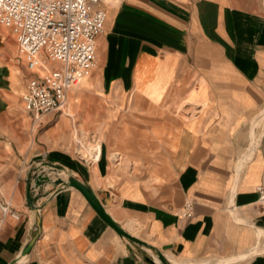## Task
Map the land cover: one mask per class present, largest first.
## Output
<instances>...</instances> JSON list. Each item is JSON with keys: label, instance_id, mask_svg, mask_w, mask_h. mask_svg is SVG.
I'll use <instances>...</instances> for the list:
<instances>
[{"label": "crops", "instance_id": "1", "mask_svg": "<svg viewBox=\"0 0 264 264\" xmlns=\"http://www.w3.org/2000/svg\"><path fill=\"white\" fill-rule=\"evenodd\" d=\"M96 7L106 14L96 75L68 93L60 119L54 113L38 124L27 114L46 127L30 142L15 117L28 74L16 43L13 55L0 34V199L19 214L0 222V264H152L149 252L172 264H264L256 190L264 178V0H99ZM92 87L107 107V142L98 162L85 164L64 145L90 127L76 123ZM193 91L196 103L185 108L195 111L183 119L179 108ZM126 107H136V124L110 134ZM109 147L147 164L146 177L112 181L121 168L110 173L109 161L121 153L109 156ZM44 170L85 184L146 246L121 238L78 190L36 189ZM186 201L189 219L179 217Z\"/></svg>", "mask_w": 264, "mask_h": 264}, {"label": "built area", "instance_id": "2", "mask_svg": "<svg viewBox=\"0 0 264 264\" xmlns=\"http://www.w3.org/2000/svg\"><path fill=\"white\" fill-rule=\"evenodd\" d=\"M98 3L0 0V26L11 32L18 59L28 74L21 102L33 123H41L50 114H63L68 93L96 68V42L106 19L104 10L96 7ZM80 160L94 162L89 155ZM39 175L50 177L46 170ZM256 190L264 210V178ZM192 214L193 203L186 201L179 217L189 219ZM6 219L19 220V214L0 199V222Z\"/></svg>", "mask_w": 264, "mask_h": 264}, {"label": "rangeland", "instance_id": "3", "mask_svg": "<svg viewBox=\"0 0 264 264\" xmlns=\"http://www.w3.org/2000/svg\"><path fill=\"white\" fill-rule=\"evenodd\" d=\"M0 34L5 36L7 38V40L10 42V44H12V46H10L9 49L13 52V55H15L16 47H15L14 38H13L11 32L8 29H5V28L0 26ZM95 69L92 71V73L89 76L86 77L87 79H89V82L91 81L92 76L95 77V75H96ZM82 82H83V80H82ZM82 82L79 84V86L82 84ZM23 92H24V87L21 86L18 89L19 98L23 94ZM89 92L91 93V99H89L88 106L86 107V111L84 112L83 108L77 109L80 112L78 113V116H77L78 119H77L76 125L78 126L82 119H85L88 122V124H90V127L88 126V128L86 129L87 137L85 139L84 138L81 139V141L84 145V148H87V146H89V145L95 146L96 144H101V146H103L104 143L107 142L105 135H104V133H105L104 131H106L107 128L103 129V131H102V125L104 124V121H105L107 107L99 105V101H102V100L100 98H98L97 96H95L96 93L93 90V87L90 88ZM195 94H196V91H193L192 94L190 95V97L184 101V105H182V107L179 108L180 109V112L178 113L179 117L186 119L188 117V115L189 116H191V114L193 115L195 108H190L188 111H186L185 106H186V104L196 103V102H194ZM263 111H264V109L262 110V113H263ZM118 115H119V118H118ZM128 115H130L132 117V119L134 118L133 122L124 121V120H127V119H124V117L128 116ZM61 116H62L61 114H56L54 120L56 121V120L60 119ZM15 117H16L18 123L22 126V128L28 130L29 135L31 134V136H29V139H28L29 142L32 141L34 136L35 137L40 136L43 133L44 129L46 128V127H41V126H36V125L33 126L31 119L23 111V107H22L21 103H20V106L18 107V110L16 111ZM45 119L46 118H44V120ZM134 124H136V107L121 108V110L119 111V114H117L116 118H114V122H113L112 126L108 129V131L111 134L112 132H117L119 130L121 131L122 129H125V128L130 129V128H132L131 126H133ZM92 125H94V127H92ZM73 128H74V125L73 126L69 125L68 126V132L71 133ZM255 132L257 135L259 133V129H257ZM77 146H79V145L76 142H74L73 138L71 139V137L69 138L68 142L64 145V147L67 148L73 154V156L76 157V159L78 161H80V157L84 158L87 155V153H86V150L82 149V153L79 155V153H77V150H76ZM115 152L121 153V156H120L121 159H119L117 162L115 161L113 163H112V161H109L110 173H112V169L114 167H117L118 169L121 168V169H120V172L118 173L119 174L118 178L111 179L112 181L117 182L118 179L122 178V177H133V176H135V177H140L141 179H143V177H146V175L148 174L147 164L142 165L138 160H136L135 158H133L131 156L126 155L124 152L120 151L119 149L109 147V156H110V154L115 153ZM245 154H247V153H245ZM245 154H243V155H245ZM90 164H92V163H90ZM118 165H120V166L118 167ZM44 176H46V175H44ZM62 177H64V176H62ZM50 178L53 179L54 176L50 175ZM149 254L151 256V260H153L152 255H155L157 257V255L155 253L149 252Z\"/></svg>", "mask_w": 264, "mask_h": 264}, {"label": "water", "instance_id": "4", "mask_svg": "<svg viewBox=\"0 0 264 264\" xmlns=\"http://www.w3.org/2000/svg\"><path fill=\"white\" fill-rule=\"evenodd\" d=\"M49 183H54L55 185H60L63 187H71L74 188L76 190H78L84 197L85 199L88 201V203L92 206V208L96 211V213L101 217V219L108 224V226H110L121 238L125 239L128 242H133L136 244H140L143 246H146V244L142 243L140 240H138L136 237L130 235L128 232H126L125 230H123L120 226H118L113 220L112 218L106 213V211L104 210V208L102 207L101 203L99 202V200L97 199L96 195L94 194V192H92L90 190V188H88L85 184L79 182L78 180L71 178V179H67L66 181H63L61 179H56L53 180L48 176H37V178L34 179V185L36 188L44 185V184H49ZM39 228V224H37L36 229L38 231ZM35 237L31 238V240L29 241L28 245L26 246V248H24V250L21 252V256L26 255L34 241H35ZM157 257L158 259L162 262V264H171L170 262H168L166 260V258L157 252ZM149 261L152 264H156L153 260Z\"/></svg>", "mask_w": 264, "mask_h": 264}, {"label": "bare ground", "instance_id": "5", "mask_svg": "<svg viewBox=\"0 0 264 264\" xmlns=\"http://www.w3.org/2000/svg\"><path fill=\"white\" fill-rule=\"evenodd\" d=\"M66 109V108H65ZM65 109H64V111H65ZM64 111H63V113H64ZM87 137V134H85V136H82V138L81 137H79L78 139H77V137H76V143L79 145V146H77V153H79V155L82 153V149H84V150H86V153H87V155L85 156V157H87L88 155L89 156H91L93 159H94V164L95 163H97L98 162V160H99V158H100V155H101V144H96L95 146H87V148H84V145H83V143H82V141H81V139H85ZM254 138H256L255 137V135H254V132L252 131L251 132V142L254 140ZM250 142V143H251ZM235 188H236V185H234V190L231 192V196L233 197L234 196V193H235ZM155 258H157L155 255H153ZM158 259V258H157ZM159 260V259H158ZM169 261V260H168ZM21 262V261H20ZM19 262V263H20ZM155 262V261H154ZM170 262V261H169ZM156 263V262H155ZM161 263V262H160ZM171 263V262H170ZM157 264V263H156ZM162 264V263H161ZM172 264V263H171Z\"/></svg>", "mask_w": 264, "mask_h": 264}]
</instances>
